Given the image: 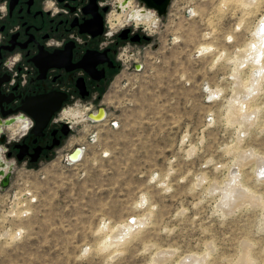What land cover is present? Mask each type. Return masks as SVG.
I'll list each match as a JSON object with an SVG mask.
<instances>
[{
	"label": "rangeland",
	"instance_id": "rangeland-1",
	"mask_svg": "<svg viewBox=\"0 0 264 264\" xmlns=\"http://www.w3.org/2000/svg\"><path fill=\"white\" fill-rule=\"evenodd\" d=\"M263 17L264 0H171L155 28L132 22L152 39L0 189V264H264V47L246 55Z\"/></svg>",
	"mask_w": 264,
	"mask_h": 264
},
{
	"label": "flooded vegetation",
	"instance_id": "flooded-vegetation-1",
	"mask_svg": "<svg viewBox=\"0 0 264 264\" xmlns=\"http://www.w3.org/2000/svg\"><path fill=\"white\" fill-rule=\"evenodd\" d=\"M55 3L60 11L52 15L44 10L45 0H0V158L5 172L50 158L71 137L73 118H84L73 108L92 109L121 70L124 47L152 39L133 21L117 24L114 16L124 0ZM17 53L22 59L9 71L5 61ZM94 112H88L89 120ZM48 113L41 128V115ZM25 125H30L26 134L12 139L13 131Z\"/></svg>",
	"mask_w": 264,
	"mask_h": 264
},
{
	"label": "bare ground",
	"instance_id": "bare-ground-1",
	"mask_svg": "<svg viewBox=\"0 0 264 264\" xmlns=\"http://www.w3.org/2000/svg\"><path fill=\"white\" fill-rule=\"evenodd\" d=\"M120 1V0H119ZM238 1V0H237ZM246 2V1H245ZM120 5V4H119ZM193 10V9H192ZM194 11V10H193ZM189 15H191V14H189ZM113 16H111V18H112ZM115 18H116V21H117V24L119 25V26H122V25H124L125 24V26L128 24V23H130V21H133V22H135V23H137V24H145L146 26H148L149 28H155L156 27V25H157V21H158V17H157V15L151 10V11H148L147 9H144V8H142L141 6L139 7L138 5H137V3H136V1L135 0H128V2L126 3V4H124L123 3V6H122V11L121 12H119V14L117 15V16H114ZM264 18V17H263ZM264 20H262L261 22H263ZM261 22H259V24L261 23ZM264 23V22H263ZM259 24H258V27H259ZM260 29V30H259ZM257 31H256V35H257V37L259 38V31H262V32H264V26H263V28H262V26L259 28ZM255 35V36H256ZM263 36H264V34H263ZM262 38V37H261ZM261 38H259V39H261ZM263 41H264V39H263ZM262 41V42H263ZM211 46V45H210ZM201 47V46H200ZM264 47V44H262V45H259V41H258V39H252L251 41H250V46L248 47L249 49H248V51H246L247 53H246V55H250V53L252 54V55H254V54H256L257 53V51H256V49L255 48H257L258 49V51H261V49ZM211 47H209V46H202L201 47V49L199 50V52L202 50H207L208 51V49L209 50H211L210 49ZM263 52V51H262ZM261 53V52H260ZM258 54V53H257ZM253 57V56H252ZM254 57H255V55H254ZM218 59V58H217ZM260 59V58H259ZM256 60V59H255ZM242 61V60H241ZM256 66V65H255ZM256 68V67H255ZM260 68V67H259ZM254 69V68H253ZM252 69V70H253ZM256 70H258V68L256 69ZM253 77V76H252ZM254 79V78H253ZM212 89V88H211ZM249 90H251V89H249ZM247 93V92H246ZM217 94V93H216ZM249 99V98H248ZM236 101V104H237V106L239 105V109L241 108V106L243 105V103L241 102V100L238 98V99H236L235 100ZM245 101V100H244ZM245 103H247V102H245ZM234 106V105H233ZM236 106V105H235ZM236 108V107H235ZM243 108V107H242ZM245 109V108H244ZM236 110V109H235ZM247 110V109H246ZM236 112H237V110H236ZM103 115H102V117L104 116V113H102ZM236 114V113H235ZM98 116V115H97ZM238 117V116H237ZM233 118H234V116H233ZM78 119L79 118H77L76 119V121H78ZM93 119L95 120V117H93ZM235 119V118H234ZM239 119V118H238ZM82 120V119H81ZM80 155V151H77L75 154H73L72 156H71V158L72 159H76V156L77 155ZM243 158V157H242ZM72 161V160H71ZM74 161V160H73ZM4 172H5V170H4ZM230 194H231V192L230 191H225L224 193H223V195H222V198L224 199L223 201H221L222 202V204L224 203V205H228V203H229V201H228V199H226L227 197H229L230 196ZM233 198V197H232ZM16 199V198H15ZM231 200V199H230ZM19 201V200H18ZM23 204V203H22ZM230 204V203H229ZM18 213V212H17ZM140 220H138L137 222H139ZM106 227V226H105ZM131 228H132V226L129 224V222H127V223H123L122 225L121 224H119L118 226H117V228H116V230H114V231H116V233H114L113 235H111L110 236V240L112 241V242H116V241H119L120 239H123V238H126V235L128 236V234L130 233V231H131ZM114 229V228H113ZM113 233V232H112ZM111 233V234H112ZM109 239V238H108ZM109 240V241H110ZM109 241H107L108 243H109ZM162 251V250H161ZM160 252V251H159ZM162 254V253H161ZM164 254V253H163ZM162 254V255H163ZM160 255V254H159ZM157 256H158V254H157ZM164 256V255H163ZM194 257V256H193ZM242 257V256H241ZM191 258V257H190ZM187 258V257H183L182 259H180L181 261H178V262H180V264H192V263H194V262H196V261H199L198 259H195V257L194 258ZM243 258V257H242ZM243 260V259H242ZM240 261V260H239ZM250 262V261H249ZM198 263V262H197ZM242 263V262H241Z\"/></svg>",
	"mask_w": 264,
	"mask_h": 264
},
{
	"label": "water",
	"instance_id": "water-1",
	"mask_svg": "<svg viewBox=\"0 0 264 264\" xmlns=\"http://www.w3.org/2000/svg\"><path fill=\"white\" fill-rule=\"evenodd\" d=\"M128 2V0H124V4H126ZM171 0H138V4L144 8L147 9L148 11H154V13L159 17L162 16L164 14H166L167 12V8L170 4ZM58 106L55 107V109H57ZM53 111V110H52ZM100 111L102 113H104V116L101 117L100 115ZM52 113V112H51ZM98 115V116H97ZM50 114H46L45 116L41 115V128L43 127V125L48 121ZM93 117L95 118H99L98 120H101L105 117V110L101 107L99 108V111L97 113L94 114H89V118H91V120L96 121L93 119ZM77 151H80L81 154V150L80 149H76L74 151V153L70 154V156L68 157L70 160H72L71 156L73 154H75ZM79 154L76 156L77 160L79 158ZM20 159V158H19ZM5 163L3 160H1L0 158V189L3 190L5 188H7L10 185V181H11V176H12V172H13V168L12 166H9L8 170L6 172H4V170L1 167H4Z\"/></svg>",
	"mask_w": 264,
	"mask_h": 264
},
{
	"label": "clouds",
	"instance_id": "clouds-1",
	"mask_svg": "<svg viewBox=\"0 0 264 264\" xmlns=\"http://www.w3.org/2000/svg\"><path fill=\"white\" fill-rule=\"evenodd\" d=\"M49 9L52 10V15H56L57 12L60 11V9L56 6V3H55V0H45V4H44V10L45 11H48ZM2 10V9H0ZM108 35H112V33H108ZM128 50V46H125L124 47V52H127ZM22 59V56L21 54L17 53L11 57H9L6 61H5V67L9 70V71H15V66L17 63H19ZM28 80H27V77L25 76L23 78V83L24 84H27ZM13 83H15V81L13 80ZM69 111V109H65V113H67ZM30 125H25L24 126V129L23 131L20 130L19 127H17L13 133H12V139H15L16 138V134L17 133H20L21 135H24L26 134L27 132V128L29 127ZM0 131H3V128L0 127Z\"/></svg>",
	"mask_w": 264,
	"mask_h": 264
},
{
	"label": "built area",
	"instance_id": "built-area-1",
	"mask_svg": "<svg viewBox=\"0 0 264 264\" xmlns=\"http://www.w3.org/2000/svg\"><path fill=\"white\" fill-rule=\"evenodd\" d=\"M68 160H69V158H68Z\"/></svg>",
	"mask_w": 264,
	"mask_h": 264
}]
</instances>
